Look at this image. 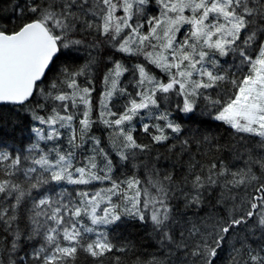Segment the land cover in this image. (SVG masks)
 Instances as JSON below:
<instances>
[{
	"label": "snow or ice",
	"instance_id": "snow-or-ice-1",
	"mask_svg": "<svg viewBox=\"0 0 264 264\" xmlns=\"http://www.w3.org/2000/svg\"><path fill=\"white\" fill-rule=\"evenodd\" d=\"M0 264H264V0H0Z\"/></svg>",
	"mask_w": 264,
	"mask_h": 264
}]
</instances>
